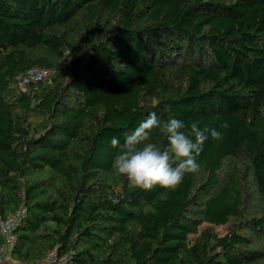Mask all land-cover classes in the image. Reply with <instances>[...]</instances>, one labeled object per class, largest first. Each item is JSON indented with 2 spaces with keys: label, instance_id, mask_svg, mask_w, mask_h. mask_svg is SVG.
<instances>
[{
  "label": "trees",
  "instance_id": "trees-1",
  "mask_svg": "<svg viewBox=\"0 0 264 264\" xmlns=\"http://www.w3.org/2000/svg\"><path fill=\"white\" fill-rule=\"evenodd\" d=\"M151 112L221 133L175 190L112 169ZM22 203L20 262L264 264V0H0V216Z\"/></svg>",
  "mask_w": 264,
  "mask_h": 264
},
{
  "label": "clouds",
  "instance_id": "clouds-1",
  "mask_svg": "<svg viewBox=\"0 0 264 264\" xmlns=\"http://www.w3.org/2000/svg\"><path fill=\"white\" fill-rule=\"evenodd\" d=\"M221 127L227 128L228 123L225 121ZM154 129L166 136L167 147L161 148L151 142ZM208 135L215 140L221 138L215 128H201L198 121L188 124L176 118L161 120L151 112L125 136L123 144L117 137L111 139L112 147L119 149L113 158L112 169L127 178L130 188L151 190L159 185L175 190L186 174L201 170L196 158Z\"/></svg>",
  "mask_w": 264,
  "mask_h": 264
},
{
  "label": "built area",
  "instance_id": "built-area-1",
  "mask_svg": "<svg viewBox=\"0 0 264 264\" xmlns=\"http://www.w3.org/2000/svg\"><path fill=\"white\" fill-rule=\"evenodd\" d=\"M52 70L46 67H32L23 76L20 82L22 89H25L30 81H42L47 79ZM27 206L25 203L20 204L15 210L6 216H0V234L3 243L0 247V264H68L67 255H59L54 249L47 253L42 259L35 262H20L11 256V248L16 240L15 227L21 218L26 214Z\"/></svg>",
  "mask_w": 264,
  "mask_h": 264
},
{
  "label": "rangeland",
  "instance_id": "rangeland-1",
  "mask_svg": "<svg viewBox=\"0 0 264 264\" xmlns=\"http://www.w3.org/2000/svg\"><path fill=\"white\" fill-rule=\"evenodd\" d=\"M244 169H243V166H241V170H244ZM257 202H259V201L254 198L253 203H257ZM205 226H207V223L202 224L200 227L203 228ZM215 230H217L218 232H224L225 231V227L218 226V227L215 228Z\"/></svg>",
  "mask_w": 264,
  "mask_h": 264
},
{
  "label": "crops",
  "instance_id": "crops-1",
  "mask_svg": "<svg viewBox=\"0 0 264 264\" xmlns=\"http://www.w3.org/2000/svg\"><path fill=\"white\" fill-rule=\"evenodd\" d=\"M16 259H14V261H15Z\"/></svg>",
  "mask_w": 264,
  "mask_h": 264
}]
</instances>
